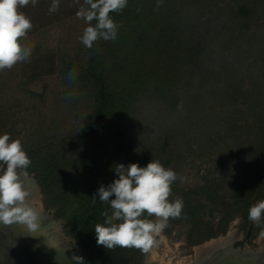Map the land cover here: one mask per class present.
<instances>
[{"label":"trees","instance_id":"1","mask_svg":"<svg viewBox=\"0 0 264 264\" xmlns=\"http://www.w3.org/2000/svg\"><path fill=\"white\" fill-rule=\"evenodd\" d=\"M230 1L237 3L235 9L229 4L219 8L218 0H128L122 11L110 13L119 25L114 41L100 39L92 48L81 42L72 55L58 56V73L68 94L65 111L74 124L63 134L44 135L22 146L42 206L63 220L66 234L78 244H97L94 226L103 223V212L111 213L97 189L118 178L115 164L146 166L158 159L174 170L187 156L206 157L203 148L216 139L226 147L229 161L209 167L193 188L171 186L169 199L182 197L184 207L167 225L187 226L190 245L224 234L235 218L245 230L250 224L253 233L264 228V222L248 219L250 206L264 199V37L256 63L263 95L248 101L245 95L235 96L244 99L243 114L250 121L224 131L213 132L212 126L206 133L195 126L191 105L193 77L213 61L215 46L221 47L216 61L222 62L221 53L237 47L249 29L251 4ZM67 2L60 0L59 7ZM50 4L38 0L20 11L34 29V18L46 16ZM53 65L50 57L34 60L29 80L50 72ZM189 123H194V133H189Z\"/></svg>","mask_w":264,"mask_h":264},{"label":"rangeland","instance_id":"2","mask_svg":"<svg viewBox=\"0 0 264 264\" xmlns=\"http://www.w3.org/2000/svg\"><path fill=\"white\" fill-rule=\"evenodd\" d=\"M239 1L245 5L246 3L251 4L252 16L245 37L237 42V47L228 48L230 51L224 50L221 53L222 62L216 61L217 57L220 58L219 53L222 50L220 45L215 46L217 55H212L213 61L207 60L206 67L197 70L192 80L191 105L192 107L195 105L193 110L197 116L194 120L198 122L195 126L204 128L203 131L206 133L210 132L212 126H214L213 132L224 131L226 126H230L229 130L232 125L243 126L246 120L250 121V117L243 114V111H246V103L240 97L245 95L248 101L251 96L258 98L263 95L262 81L256 71L258 52L262 47L264 37L263 1ZM228 4L234 9L237 7L234 1L218 0L219 8L225 9ZM82 5L84 3L80 1L77 3L76 0H68L66 6H60L58 11L48 12L40 19L34 18L35 28L21 40L23 45L32 48L30 58L17 63L11 69L0 71V134L6 132L23 144H27L26 142L32 144L44 135L49 137L63 134L74 124L73 115L65 111L66 105L63 99L68 94L65 92V86L58 73V56L72 55L81 43L80 37L86 24L83 19L77 18L76 12ZM221 20L224 21L225 18L222 17ZM47 57L53 61L52 70L42 74L38 79L29 80V75L33 71L31 63ZM224 71L228 75H224ZM188 109L191 110L190 107ZM237 110L242 113L237 114ZM193 124L187 125L190 128L189 133H194L193 130L196 127L193 128ZM202 153H205V159L201 158L200 161L192 155L187 156L184 162L177 166L178 169H174L178 177H183V179L178 178L171 185L172 187L193 188L201 183L209 167H214L221 160L228 162L230 158L226 153V147L223 143H219V139H216L214 145H206ZM27 177L35 184L32 175H27ZM39 199L41 202L40 196ZM48 211L61 235L60 245H68L63 220L55 217L51 210ZM237 219L235 218L228 224L224 234L214 239L228 232H232L235 238H238L240 222ZM187 228L184 225H167L161 236L155 238L157 243L149 251L172 263L184 256L192 257L194 255L192 245L196 244L190 245L186 241ZM166 230H169V233H166ZM252 238V241H255L254 244L251 243L252 241L242 242L241 247L255 252L258 250L256 244L258 238L264 244V231L260 230ZM203 241L198 242L202 244ZM147 254L145 253L146 257Z\"/></svg>","mask_w":264,"mask_h":264},{"label":"clouds","instance_id":"3","mask_svg":"<svg viewBox=\"0 0 264 264\" xmlns=\"http://www.w3.org/2000/svg\"><path fill=\"white\" fill-rule=\"evenodd\" d=\"M127 3L128 0H84L76 12L77 18L86 24L80 37L83 45L92 48L100 39L114 41L119 25L110 13L122 11ZM29 4L36 6L38 0H0V71L11 69L31 56L32 48L21 43L33 27L31 19L20 11ZM59 5L60 0H51L49 13L58 11ZM30 165L21 141L6 132L0 134V224L23 225L33 233L39 229L41 213L28 201V191L21 180V176L28 175ZM115 165L113 170L118 178L97 189L98 199L110 204L111 213L103 212V223L95 224L96 243L109 250L122 247L148 252L168 220L181 216L183 198H169L171 185L183 177L158 159H151L146 166L136 162ZM248 219L257 225L264 222V199L250 206ZM71 258L76 264H85L82 256L73 254Z\"/></svg>","mask_w":264,"mask_h":264},{"label":"flooded vegetation","instance_id":"4","mask_svg":"<svg viewBox=\"0 0 264 264\" xmlns=\"http://www.w3.org/2000/svg\"><path fill=\"white\" fill-rule=\"evenodd\" d=\"M148 219H153V217H148ZM237 220L240 222L239 223L240 236L238 238H235L234 241L229 245L228 248L225 249L224 252L225 253L231 252L232 254H235L242 259L231 262V263L224 262L223 264H257L259 261V257L263 251L257 250L253 252L247 248L241 247L242 242L250 243L253 240L252 236H254L256 233L252 232V226L250 224L245 230L242 220L240 218H238ZM52 223L54 222H51L49 220L41 222L39 224V229L47 232L49 231V226ZM178 225L180 224H176L175 226H178ZM261 230L264 231V228H262ZM33 234H34V239L25 238V243H28L31 241L39 242L40 239L38 237L39 235L38 231L33 232ZM66 236L68 238L67 241H69V243L68 245L62 246L60 248L62 257L64 259V261H62V264H76V262L71 258L73 254L82 256L84 258L85 264H146L145 253L147 254V252H143L140 249L116 247L114 249L109 250L97 244L96 246L86 247V246H82L78 244L71 236L67 234ZM208 240H211V239H206L205 241H203V243L207 242ZM6 242L7 241H3L2 244L0 245V256L2 257L1 264H5L4 256H5V252H7V249H8V247L6 246L7 245ZM251 243L254 244L255 241H252ZM50 245L51 244L49 243H47L46 245L48 250H49ZM200 245H201L200 243H197L196 245H192V248L194 249V247L200 246ZM241 252L244 253V255H241ZM49 256L50 255L48 254V257ZM50 257L53 258V255H51ZM50 257H49V260H50ZM49 260L46 262V264H54L53 261H49ZM65 260L67 261L65 262ZM10 263L16 264L17 262H10ZM32 264H37V262L32 261ZM205 264H214V262L211 263V261H207L205 262ZM215 264H220V263L217 262Z\"/></svg>","mask_w":264,"mask_h":264},{"label":"bare ground","instance_id":"5","mask_svg":"<svg viewBox=\"0 0 264 264\" xmlns=\"http://www.w3.org/2000/svg\"><path fill=\"white\" fill-rule=\"evenodd\" d=\"M21 180L23 182L24 187L28 191V201L30 203H33L34 206L40 210L41 216L39 224L48 220L54 222L51 219L50 212L48 210H45L41 205L39 199L40 194L37 186L33 184L27 176H21ZM39 230L38 237L43 243L51 244L50 248L52 249L53 247H58L59 249L61 248V235L58 231L56 224L54 225V223H52L49 226V231L47 232H45L44 230ZM234 239L235 236L233 235V233L228 232L225 235L218 237L217 239H211L207 242H204L200 246L194 247V255L192 257L184 256L176 260L174 263H172L170 260H166L157 256L154 252L148 251L146 257V264H205V262L213 258V255L220 252H224L225 249L228 248L229 245L234 241ZM256 244L258 245V250L263 251L259 257V261L257 264H264V244H262L259 238L256 240ZM241 255H244V253L241 252Z\"/></svg>","mask_w":264,"mask_h":264},{"label":"water","instance_id":"6","mask_svg":"<svg viewBox=\"0 0 264 264\" xmlns=\"http://www.w3.org/2000/svg\"><path fill=\"white\" fill-rule=\"evenodd\" d=\"M25 238L34 239V234L28 232L23 225L12 224L4 226L0 224V245L3 241H7L6 246L8 247L4 256L5 264H12L10 262H17L16 264H32V261L37 262V264H46L51 255H53V258L50 257L49 261H53L54 264H62V261H64L58 247H53V249L49 247L48 250L46 247L47 244L41 240L39 242L31 241L25 243ZM48 254L50 255L49 257ZM241 259L231 252H220L213 255V258L209 261L211 263L214 262V264L217 262L223 264L224 262L231 263ZM1 261L2 257L0 256V264Z\"/></svg>","mask_w":264,"mask_h":264}]
</instances>
